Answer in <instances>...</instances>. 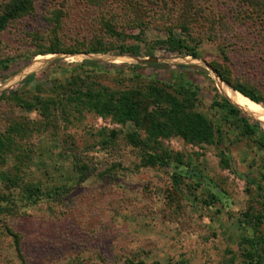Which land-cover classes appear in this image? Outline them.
<instances>
[{"label":"rangeland","instance_id":"374dc122","mask_svg":"<svg viewBox=\"0 0 264 264\" xmlns=\"http://www.w3.org/2000/svg\"><path fill=\"white\" fill-rule=\"evenodd\" d=\"M11 1L0 0V16ZM32 7L0 31V60H13L0 73V94L21 89L26 101L36 95L56 101L72 88L111 94L181 79L199 89L196 110L221 126L223 146L164 140L185 164L176 189L175 161L167 168L141 167L142 152L128 141L137 131L133 123L118 124L85 106L76 110V102L65 112L67 100L52 107L49 118L1 100L0 133L13 137L16 147L0 165V264H247L240 241L251 230L243 214L264 215V151L243 137L238 122L212 108L214 90L255 107L225 84L219 82L231 96L218 88L205 65H219L264 100V0H33ZM170 38L196 46L203 64L185 66L207 73L165 61L177 58L168 57ZM103 45L115 53L140 46L149 57L120 65L86 59L102 63L98 68L58 59L32 85L20 87L24 78L2 89L39 52ZM17 123L26 130L21 137L11 133ZM222 149L230 168L221 164ZM78 164L93 172L83 183ZM188 172L201 174L207 184L196 185ZM16 174L21 186L9 191L4 175ZM25 187L40 188L41 197L28 201ZM59 188L71 190L58 196ZM213 194L218 202L206 206Z\"/></svg>","mask_w":264,"mask_h":264},{"label":"trees","instance_id":"16d2710c","mask_svg":"<svg viewBox=\"0 0 264 264\" xmlns=\"http://www.w3.org/2000/svg\"><path fill=\"white\" fill-rule=\"evenodd\" d=\"M33 0H12L10 6H8L3 14L0 16V31L4 30L10 21L18 19L21 16L30 14L33 11ZM262 5V3H261ZM60 16H57L56 20H59ZM166 43V42H165ZM170 44L168 48L172 53L168 57H192L193 59H200L197 53L196 46H189L185 40L170 38ZM162 47V46H161ZM113 50L106 49L103 45L98 48L93 46L89 50H61L60 48H51L46 52H39L36 56H46L50 54H111L116 55H129L132 57H149L142 55L141 47L135 46L134 48H122L120 52L115 53ZM35 56V57H36ZM34 57V58H35ZM33 58V60H34ZM31 60V62L33 61ZM30 62V63H31ZM13 60L5 59L0 60V73L2 71H9ZM29 63V64H30ZM28 64V65H29ZM56 62L50 66L55 65ZM27 65V66H28ZM81 66L90 65L98 68L102 63L92 60H84ZM214 68V72L233 90L241 93L243 96L251 100L252 102L262 106L264 108V100L260 97V94L256 92V89H252L242 83H234L228 74L219 69V65L215 66L210 64ZM168 67V65H153ZM136 69H143L140 66H133ZM175 68L179 70H196L199 72L207 73L206 70L198 69L195 67H189L185 65H178ZM40 74H33L26 77L20 87H27L32 85L35 79ZM76 80H82L80 77L76 78L73 86L77 87ZM172 83H157L151 84L146 90L134 89L124 90L116 93H101L96 92L91 87H87L86 91L72 88L70 93L63 95L58 100L44 99L40 96H34L33 101H26L22 96L20 90H11L0 94V101L4 99H11L17 102L20 107L29 113L38 112L40 116L49 118L52 107L64 106V101H69L66 105L65 112L70 103H77V108L85 106L90 111L104 118H112L114 122L125 125L129 122L137 128V131L132 132L129 135V143L139 149L142 152L141 167L143 168H167L175 161V175L174 182L176 189L181 185V179L184 178L181 168L185 166L183 162V156L180 154H172L171 151L164 147V140H168L172 137H177L189 144H208L217 146L219 149L223 146V130L221 126H217L211 119L204 113L196 110V104L199 97V89L190 82L174 78ZM41 84H37L35 88L41 89ZM219 87L230 96L231 92L227 90L225 86L218 84ZM19 89V88H18ZM215 95L212 99V108L222 111L228 118L234 122L239 123V128L243 137H247L254 140L260 150L264 151V127L258 120L251 117L252 114L264 121V116L256 114L252 111L246 110L236 104H240L246 108L241 100L232 96L231 99H227L222 93L215 88ZM66 98V99H65ZM140 130H144L146 137L143 139L139 133ZM24 126L14 124L11 133L14 135H23L25 132ZM112 136L116 138L117 132H111ZM16 147L13 137L5 133H0V165L6 163V156L14 152ZM175 159V160H173ZM221 164L224 168H230L231 160L228 157L225 150H220ZM78 172L80 174L79 183L86 181L91 175L92 170L89 166L78 164ZM186 174V172H185ZM188 177L195 181L196 185L207 184L204 176L196 172H188ZM5 181L3 184L5 188L11 191L14 188H19L21 185L18 174L7 176L4 175ZM70 188L56 189L54 194L60 196L68 194ZM25 196L28 201H36L41 197V190L37 187H25ZM177 191V190H176ZM180 191V190H179ZM261 198L264 201V190L261 189ZM218 202V197L213 194L207 200H204L206 206L215 205ZM264 207V202H263ZM245 222L250 227V234L241 237V246L244 251V258L247 264H264V232L261 231V225L264 223L263 214H252L245 212L243 214Z\"/></svg>","mask_w":264,"mask_h":264},{"label":"bare ground","instance_id":"6f19581e","mask_svg":"<svg viewBox=\"0 0 264 264\" xmlns=\"http://www.w3.org/2000/svg\"><path fill=\"white\" fill-rule=\"evenodd\" d=\"M97 59L102 60L107 63L120 65V64H137L145 61L147 58H140V57H132L129 55H111V54H50L43 57L36 58L33 62H31L26 68L21 70L18 74H16L14 77H12L8 82L3 84L2 89L10 88L11 86L17 84L18 82L22 81L24 78L37 74L42 72L49 64L54 63L58 59H63L66 61H72V62H83L86 59ZM167 62L173 63V64H180V65H202V61L200 59H193L191 57L186 58H172L165 60ZM206 67V66H205ZM208 71L212 74L214 77V80L218 86L219 82L225 84L228 88L232 89L229 85H227L221 78L217 76V74L214 72V70L210 67H207ZM219 88V86H218ZM233 92H235L232 89ZM221 93V92H220ZM236 95L242 96V98H245L241 93L235 92ZM248 101H250L252 104H254L255 109L252 108H246L240 104H236L244 109H251L256 112H258L261 115H264V108L262 106L252 102L248 98H246ZM244 99V100H246ZM261 123H264L262 121H259Z\"/></svg>","mask_w":264,"mask_h":264},{"label":"water","instance_id":"95a60500","mask_svg":"<svg viewBox=\"0 0 264 264\" xmlns=\"http://www.w3.org/2000/svg\"><path fill=\"white\" fill-rule=\"evenodd\" d=\"M192 58V57H191ZM205 64V63H204ZM206 67H210V66H208V65H205ZM211 68V67H210ZM218 76V75H217ZM219 77V76H218ZM220 78V77H219ZM235 91V90H234ZM235 92H237V91H235ZM245 97V96H244ZM246 98V97H245Z\"/></svg>","mask_w":264,"mask_h":264}]
</instances>
